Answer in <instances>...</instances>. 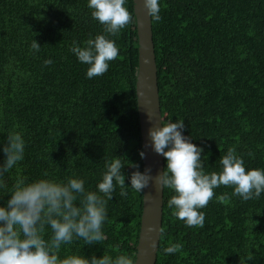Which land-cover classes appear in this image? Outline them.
<instances>
[{"label": "trees", "instance_id": "obj_1", "mask_svg": "<svg viewBox=\"0 0 264 264\" xmlns=\"http://www.w3.org/2000/svg\"><path fill=\"white\" fill-rule=\"evenodd\" d=\"M125 7L133 22L111 36L92 17L88 0H0V165L8 133L19 131L25 140L24 159L0 177V206L17 175L27 182L80 178L86 191H96L106 162L119 158L124 166L128 195L116 187L102 228L106 239L77 240L64 246L62 257L107 252L135 259L142 211V193L130 184L137 170L131 165L142 172L138 43L132 0ZM160 7L151 30L164 122L184 121L182 134L203 148L206 173L220 172V158L233 147L246 170L264 169V0H160ZM101 34L115 41L119 55L105 74L89 79V65L70 49ZM34 39L39 52L31 50ZM48 59L51 65L44 64ZM233 191L214 189L200 209L201 228L171 215L167 201L175 193L165 189L155 264H241V258L264 264V192L243 201ZM223 194L227 203L217 200ZM170 243L182 250L164 254Z\"/></svg>", "mask_w": 264, "mask_h": 264}, {"label": "clouds", "instance_id": "obj_2", "mask_svg": "<svg viewBox=\"0 0 264 264\" xmlns=\"http://www.w3.org/2000/svg\"><path fill=\"white\" fill-rule=\"evenodd\" d=\"M125 4L126 0H88L92 17L111 36H118L133 22V15ZM144 7L153 22L161 20L160 0H144ZM84 44L80 47L74 42L70 51L79 62L89 65L87 78L102 76L108 71L109 61L119 55L115 41L101 34ZM40 49L34 39L31 50L39 52ZM52 63L51 59L44 61L45 65ZM147 115L151 122L150 115ZM15 127L19 128V125ZM184 127L183 120L165 123L161 117L160 126L149 129V142L145 147L152 148L166 159V169L153 176L151 168L141 172L138 164L131 165L137 169L130 177L133 190L144 193L152 185L157 192L172 190L175 194L167 201L168 208L172 209L171 215L184 221L188 227L201 228L205 214L200 209L213 199L214 189L222 185L232 187V195L243 201L260 198L264 192V169L246 170L243 157L233 147L220 158V172L206 173L203 148L182 134ZM3 152L6 159L0 165V177L24 159L25 140L21 132L8 133ZM145 155L144 151L140 152L142 159ZM105 167L96 191H86L85 181L80 178L69 177L66 182L53 179L27 182L26 177L17 175L10 199L5 206H0V264H137V260L126 254L112 256L105 252L100 258L77 253L61 255L64 246L77 240H83L84 245H93L106 239L102 228L108 215V203L112 201L117 186L121 197H127L128 192L121 159L108 161ZM47 175L45 172L44 176ZM229 198L228 194H223L217 200L227 203ZM159 231L163 234V228ZM152 246H156L155 241ZM182 247L179 243H170L163 252L174 254ZM247 259L251 260V257ZM241 264H244L242 258Z\"/></svg>", "mask_w": 264, "mask_h": 264}, {"label": "water", "instance_id": "obj_3", "mask_svg": "<svg viewBox=\"0 0 264 264\" xmlns=\"http://www.w3.org/2000/svg\"><path fill=\"white\" fill-rule=\"evenodd\" d=\"M132 7L138 43L135 93L141 150L146 154L142 159V172L145 168H151V175L155 176L163 171V156L155 153L152 148L145 147L149 142V129L160 126L161 118L151 18L144 7V0H132ZM147 114L150 115L151 122ZM162 206L163 191L157 192L154 185L146 188L142 193V211L135 253L137 264H155L156 262L161 234L159 229L162 224ZM153 241L156 242L155 247L152 246Z\"/></svg>", "mask_w": 264, "mask_h": 264}]
</instances>
